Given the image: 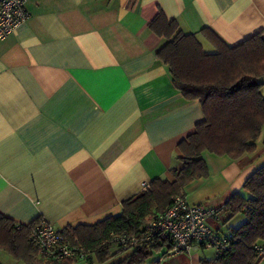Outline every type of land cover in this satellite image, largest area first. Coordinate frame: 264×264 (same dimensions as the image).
<instances>
[{
  "label": "crops",
  "instance_id": "0c3cea01",
  "mask_svg": "<svg viewBox=\"0 0 264 264\" xmlns=\"http://www.w3.org/2000/svg\"><path fill=\"white\" fill-rule=\"evenodd\" d=\"M25 8L28 18L0 39V213L59 230L118 214L143 182L172 181L177 144L203 117L156 57L165 40L148 24L159 10L207 51L203 28L228 45L264 30V0H25ZM262 140L264 131L238 159L203 152L209 174L184 193L218 212L207 219L213 229L244 222L223 206L264 165ZM206 250L159 264H200L215 256ZM0 263L25 264L1 250Z\"/></svg>",
  "mask_w": 264,
  "mask_h": 264
},
{
  "label": "trees",
  "instance_id": "16d2710c",
  "mask_svg": "<svg viewBox=\"0 0 264 264\" xmlns=\"http://www.w3.org/2000/svg\"><path fill=\"white\" fill-rule=\"evenodd\" d=\"M148 27L165 40L156 57L167 67L172 85L185 99L198 100L203 115L195 130L177 144L181 155L179 164L169 170L173 180L153 178L145 190L121 202L118 214L59 230L71 245L86 251L82 258L44 260L30 239L42 218L24 224L0 213V250L15 260L25 264H159L167 246L155 239L145 240V225L168 208L175 196L185 195L186 184L208 176L203 152L238 159L255 151L264 131L259 81L264 76V30L228 45L203 28L200 33L214 47L207 51L195 33L182 31L177 21L169 20L161 10ZM242 191L234 193L223 210L229 216L243 213L244 222L231 229L232 239L223 252L201 257L200 264H258L254 246L264 244V165L244 181ZM127 236L138 240L121 248L117 239Z\"/></svg>",
  "mask_w": 264,
  "mask_h": 264
},
{
  "label": "built area",
  "instance_id": "2783aa9c",
  "mask_svg": "<svg viewBox=\"0 0 264 264\" xmlns=\"http://www.w3.org/2000/svg\"><path fill=\"white\" fill-rule=\"evenodd\" d=\"M29 14L25 0H0V39L14 33ZM148 183L143 182L141 190ZM218 212L202 203H189L185 195H177L163 212L150 218L145 225L144 239L164 242V253L159 260L178 253H189L202 248L213 251V255L223 252L232 239L231 230L220 232L207 224L209 217L216 218ZM30 239L37 248L38 255L46 261L59 262L69 257H84L86 251L70 244L59 229L41 219L32 229ZM137 237L127 236L117 239L121 248L133 245ZM254 252L258 259H264V244H256Z\"/></svg>",
  "mask_w": 264,
  "mask_h": 264
},
{
  "label": "rangeland",
  "instance_id": "374dc122",
  "mask_svg": "<svg viewBox=\"0 0 264 264\" xmlns=\"http://www.w3.org/2000/svg\"><path fill=\"white\" fill-rule=\"evenodd\" d=\"M1 251H2V253L7 254V253H6L5 251H3V250H1ZM206 251L209 252L210 254H212V252H213L212 250H208V249H207ZM8 255H9V254H8ZM154 256H155V255H154ZM154 256H153V257H154ZM153 257H151V259H152ZM151 259L148 261V263L151 261Z\"/></svg>",
  "mask_w": 264,
  "mask_h": 264
}]
</instances>
